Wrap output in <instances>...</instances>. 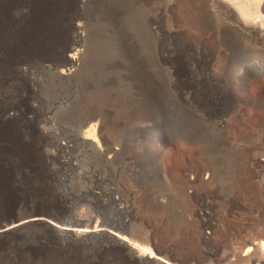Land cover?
I'll list each match as a JSON object with an SVG mask.
<instances>
[{
	"label": "rangeland",
	"instance_id": "rangeland-1",
	"mask_svg": "<svg viewBox=\"0 0 264 264\" xmlns=\"http://www.w3.org/2000/svg\"><path fill=\"white\" fill-rule=\"evenodd\" d=\"M194 17L162 0H0V128L11 133L0 130V227L44 216L141 232L152 253L177 262L249 264L248 254L264 264V146L250 134L238 151L217 127L240 105L248 125L264 118V32L251 55L253 42ZM72 54L74 74L54 76L72 70ZM247 55L242 93L225 71ZM99 125L114 155L84 139L100 145ZM154 127L167 131L159 158L140 149ZM63 138L66 148L55 149ZM199 177L184 199L178 182ZM236 198L239 208L221 217ZM199 234L209 240L196 243ZM112 248L104 236L58 238L37 226L0 238V264H126Z\"/></svg>",
	"mask_w": 264,
	"mask_h": 264
},
{
	"label": "bare ground",
	"instance_id": "bare-ground-1",
	"mask_svg": "<svg viewBox=\"0 0 264 264\" xmlns=\"http://www.w3.org/2000/svg\"><path fill=\"white\" fill-rule=\"evenodd\" d=\"M162 4L165 10L171 13H175L182 17L187 15V13L192 12L196 21L200 22L201 25H204L205 27H209L220 32L231 30L241 37H244L245 41L248 40L251 43L253 42L254 44H251L253 47L251 48L250 54L251 52H254L257 49L256 46H258L255 45L256 30L260 29L264 32V0H173L172 4L169 3V0H162ZM239 29L245 30L246 33H242ZM259 33L261 32L259 31ZM75 39L78 40L79 36L75 37ZM76 56V54H72L68 57L69 65L72 68L71 71L54 68L51 71L52 74L58 78H70L78 66ZM248 56L249 55H247V58L244 57L237 61L235 60V62H233L225 71L227 85L229 86L231 84L235 86V88L242 93L252 80V76H250L248 68L250 66V62H252L254 58H248ZM21 70L25 73V70ZM248 106L251 109L255 108L254 102L251 101ZM245 111L246 110L243 105H240L233 113V118L225 119L224 117H221L217 122V127L220 133H226L230 137L233 144H235V148L238 151L241 150L238 143L243 142L242 138H244V140L245 138H249L248 136L250 134H254L258 141H260V143L264 146V118H260V120L254 125H248L246 123L247 115ZM262 115H264V110H262ZM10 119H12V116L5 117L1 121L3 124H8L7 121ZM230 121H233V123ZM24 122L25 124H31L33 119H27L24 120ZM37 129L41 133H45L39 124H37ZM0 130L1 132L11 134L8 128H0ZM96 131L101 143L100 145L97 143L95 144L93 139H84L90 141V143L98 148L99 151L101 150L102 152H105L108 156L114 155L115 149L108 146L105 142V128L99 125L96 127ZM166 138L167 131L164 127H154L150 130V132H148V137L143 138L144 140L140 142V149L146 153V157L154 155L153 157L159 158L166 149ZM53 142L55 149L63 150L66 148V145L63 143L65 142L64 138ZM107 159L109 158L107 157ZM252 162L257 163L258 159H254ZM261 162H263V160H261ZM239 170L240 169L237 167L235 171V174L237 175V182L241 180L238 176V173H240ZM182 171L187 172L186 169H183ZM213 176L214 172L209 175V179H212ZM202 181L201 177L196 180H188L185 182L177 181L184 199L190 200L195 197L194 186L196 183H200ZM205 183L206 182H203L204 185ZM239 206V198L232 199L226 206L221 208V217L228 219L232 211L239 208ZM12 222L14 223L0 227V238H15L31 227L42 226L52 230L58 238L67 236L74 240H83L92 237L104 236L113 243V248L118 249L126 264H205L203 262H177L175 260H168L162 256L155 255L151 252V250H149L147 238L141 232L135 235H128L124 231L107 230L100 226L94 228L87 226H69L57 223L53 219L44 216L16 219ZM208 240L209 237L203 234H199L198 237L194 238L196 243H206ZM242 243L244 247H247L253 243V239L250 236ZM247 256L248 254L243 256V258L250 264V258Z\"/></svg>",
	"mask_w": 264,
	"mask_h": 264
}]
</instances>
